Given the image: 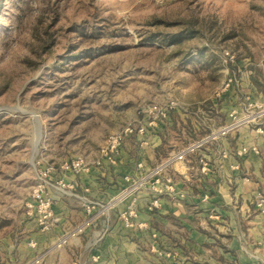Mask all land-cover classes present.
I'll use <instances>...</instances> for the list:
<instances>
[{"label": "rangeland", "instance_id": "374dc122", "mask_svg": "<svg viewBox=\"0 0 264 264\" xmlns=\"http://www.w3.org/2000/svg\"><path fill=\"white\" fill-rule=\"evenodd\" d=\"M259 92L264 0H0V264H44L72 239L41 251L31 240L26 202L44 168L97 157L149 104L246 112L264 103L250 98ZM183 136L167 128L150 166ZM125 143L137 157L136 142ZM138 195L119 204L136 205Z\"/></svg>", "mask_w": 264, "mask_h": 264}, {"label": "crops", "instance_id": "0c3cea01", "mask_svg": "<svg viewBox=\"0 0 264 264\" xmlns=\"http://www.w3.org/2000/svg\"><path fill=\"white\" fill-rule=\"evenodd\" d=\"M235 88L232 86L229 92L234 100L238 97ZM250 98L263 102L264 92ZM185 105L172 110L166 124L160 123L150 136L135 134L127 139L134 140L141 149L137 157L124 148L126 140L113 164L105 159L102 166L81 174L59 166L49 177V194L54 199L58 222L48 231H42L35 219L31 222L36 228L31 240H36L37 251L86 218L85 202H104L123 187L124 175L140 176L136 169L139 161L146 166L156 163L149 160L162 145L167 128L179 129L184 135V140L174 145L178 150L190 142L187 133L198 136L200 131H208L228 118V112H199L200 106ZM195 107L197 112L193 111ZM215 116L219 121L214 120ZM243 145H256L259 152L240 156L238 150ZM169 174L176 192L185 191L186 197L155 196L149 188L140 191L137 221L146 223V228L126 227L119 212L129 204H119L85 233L47 256L44 264H264V213L253 204L258 195H264V134L258 133L254 125L242 127L176 164ZM58 180L75 186L59 187ZM156 199L159 206L148 208Z\"/></svg>", "mask_w": 264, "mask_h": 264}, {"label": "built area", "instance_id": "2783aa9c", "mask_svg": "<svg viewBox=\"0 0 264 264\" xmlns=\"http://www.w3.org/2000/svg\"><path fill=\"white\" fill-rule=\"evenodd\" d=\"M253 104L250 103V106ZM177 107V102L171 100L165 104L152 103L145 106L142 110L143 116L136 124H128L123 128L111 133L102 149L100 150V157L94 160H89L84 156H78L74 159L65 161L60 167L65 170H72L75 174L90 171L93 167L103 165L106 159L108 163H115L116 156L119 153L125 140L135 134L148 136L153 134L156 128L162 123L163 125L169 119L172 110ZM258 110L246 111L243 113L232 109L228 112V118L225 123L218 128L211 130L207 135L187 143L182 148L172 151L160 162L153 166H146L143 161L137 163V170L141 172L140 176L136 174H126L123 176V182L126 184L123 190L116 196H111L104 202L89 200L83 204L87 216L82 221L78 222L67 232H64L53 243L52 248L63 247L71 238L85 233L90 229L95 222L102 216L115 207L119 203L140 192L142 189L149 188L155 196L162 194H177L178 197L185 198V191L176 192L174 188L175 181L169 174L170 170L175 168L176 164L186 162L187 159L200 152L208 144L218 141L220 138L227 137L242 127L254 125L258 133L264 134V103L257 104ZM150 136V135H149ZM249 152H259L256 145H243L238 154L243 156ZM207 171V168H203ZM56 171L55 166L44 168L40 172V176L36 185L34 186L30 199L26 202V206L30 214L34 218L42 231L51 230L58 222V217L55 214L53 207L54 199L49 194V187L51 185L50 175ZM60 187H74V184H65L57 181ZM255 207L264 213V195L260 194L253 201ZM159 206L158 200H153L148 208L153 209ZM139 215L136 205H129L125 210L119 212V217L124 221L126 227L146 228V223L138 222ZM154 241H157V234L154 233ZM46 253L41 254L35 259V263H41Z\"/></svg>", "mask_w": 264, "mask_h": 264}, {"label": "water", "instance_id": "95a60500", "mask_svg": "<svg viewBox=\"0 0 264 264\" xmlns=\"http://www.w3.org/2000/svg\"><path fill=\"white\" fill-rule=\"evenodd\" d=\"M35 117H37V116H35ZM36 120H37V122H38V138H37V140H36V146H37V143H38V141H39V139H40V131H41V124H40V122H39V120L36 118ZM36 153V151H34V154ZM33 158H34V155H33Z\"/></svg>", "mask_w": 264, "mask_h": 264}]
</instances>
